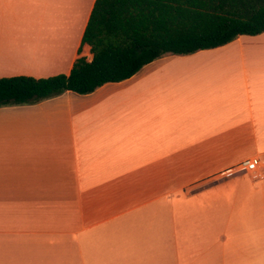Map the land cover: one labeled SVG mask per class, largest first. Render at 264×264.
Masks as SVG:
<instances>
[{"label": "crops", "instance_id": "obj_1", "mask_svg": "<svg viewBox=\"0 0 264 264\" xmlns=\"http://www.w3.org/2000/svg\"><path fill=\"white\" fill-rule=\"evenodd\" d=\"M95 2L0 0V79L69 75ZM0 264H264V33L0 107Z\"/></svg>", "mask_w": 264, "mask_h": 264}, {"label": "trees", "instance_id": "obj_2", "mask_svg": "<svg viewBox=\"0 0 264 264\" xmlns=\"http://www.w3.org/2000/svg\"><path fill=\"white\" fill-rule=\"evenodd\" d=\"M262 33L264 0H96L70 74L0 79V107L66 92L88 95L165 55H191Z\"/></svg>", "mask_w": 264, "mask_h": 264}, {"label": "built area", "instance_id": "obj_3", "mask_svg": "<svg viewBox=\"0 0 264 264\" xmlns=\"http://www.w3.org/2000/svg\"><path fill=\"white\" fill-rule=\"evenodd\" d=\"M262 168V161L260 158H250L243 161L240 165L230 170V175H234L237 173H249V174H257L260 172Z\"/></svg>", "mask_w": 264, "mask_h": 264}, {"label": "rangeland", "instance_id": "obj_4", "mask_svg": "<svg viewBox=\"0 0 264 264\" xmlns=\"http://www.w3.org/2000/svg\"><path fill=\"white\" fill-rule=\"evenodd\" d=\"M253 37H255V36H253Z\"/></svg>", "mask_w": 264, "mask_h": 264}]
</instances>
